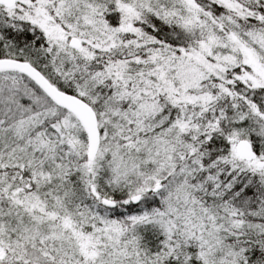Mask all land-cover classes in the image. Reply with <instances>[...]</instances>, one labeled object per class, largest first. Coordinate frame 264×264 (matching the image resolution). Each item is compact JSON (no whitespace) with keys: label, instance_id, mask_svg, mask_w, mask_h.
Returning <instances> with one entry per match:
<instances>
[{"label":"snow or ice","instance_id":"obj_1","mask_svg":"<svg viewBox=\"0 0 264 264\" xmlns=\"http://www.w3.org/2000/svg\"><path fill=\"white\" fill-rule=\"evenodd\" d=\"M0 264H264V0H0Z\"/></svg>","mask_w":264,"mask_h":264}]
</instances>
